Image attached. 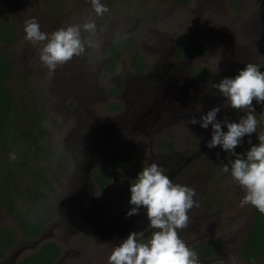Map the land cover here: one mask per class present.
<instances>
[{"label":"rangeland","instance_id":"374dc122","mask_svg":"<svg viewBox=\"0 0 264 264\" xmlns=\"http://www.w3.org/2000/svg\"><path fill=\"white\" fill-rule=\"evenodd\" d=\"M0 2L5 8L6 24L13 28L15 34L11 43L0 42V54L14 62L12 73L4 83L5 91H9L14 98L21 117L20 131L31 128L36 134H43L41 145L45 160L40 164L41 174L37 183L40 190L48 193V211L51 216L44 234L39 239L28 241L17 221L7 212L0 196V229L12 228L17 236L9 256L21 249L24 250V256L34 253L43 243L42 238L48 241L53 234L57 243L69 245V258L75 257L72 249L78 242V245L85 246V251L90 250L92 241L87 242L88 234L72 235L75 228L72 229L71 225L70 202L74 176L77 175V167L83 162L84 167L87 163L90 165L92 158L90 153L84 151L85 138L97 121L93 120L95 116L85 114L96 104L99 109L110 111L106 106L111 102L105 98L112 88V79L118 75L121 80L127 79V71L120 70L126 64L123 60L128 65L134 53L143 54L147 56L151 68L153 67L150 72L154 80H157L156 70L159 66L164 70L162 75L169 72V76H175L164 57L163 47L168 45V50L173 52L177 40L190 33L205 43L208 50L205 54H195L192 67L183 72L193 86L197 85L196 80L201 77V85L208 95L209 91H213L212 82L218 83L225 77L234 78L230 74L236 71L237 75L240 71L238 69H243L248 63L259 66L264 62V0H186L183 5L175 0H101L109 11L100 17L93 11L90 0ZM31 18H35L40 30L48 34L69 25H82L89 19H95L96 31L91 34L82 31L84 53L59 65L54 72H49L40 61V48L43 45H33L25 40L24 22ZM120 39L131 47L120 55L117 68L111 72V61L104 60L106 58L107 61V50ZM147 50L153 54L151 58ZM170 61L176 63L173 58ZM150 72L145 75L150 76ZM167 79L164 76L161 81ZM224 104V99L220 96L215 101L208 100L205 113L219 105L221 111L217 118L224 119L223 113L231 110ZM253 106L259 123L251 139L253 144H257V136L264 134V105L253 101ZM41 110L43 122L34 127V116ZM242 114L235 109L227 119L236 121ZM180 127L181 132L189 130L186 136H189L187 139L192 148L199 149L205 145V155L201 157L203 166L200 176L192 175L190 181L186 179V184L195 189L194 199L199 207L194 206L188 212V227L178 230L179 237L196 252L199 246L203 248L207 243H217L220 246L213 257L208 259H205L204 254H199L200 264H233V258L235 264H250L241 255V250L250 238L257 209L251 205L240 206L244 190L231 177L230 172L223 171L231 157L219 147L211 150L206 147L211 139V126L208 129L189 124ZM224 130L227 131L226 128ZM247 139L245 137V141ZM22 141L20 137L19 142ZM248 148L249 145L245 142L236 151L244 152ZM27 149L32 152L35 146L27 148L18 144L8 151L0 147V183L9 174L17 179L18 187L22 190L32 184V172L35 168L29 169L28 159H23L24 150ZM218 152L219 158L216 155ZM10 154L16 155L14 161L10 159ZM139 159L142 166L147 167L148 163L144 158ZM198 162L199 160L195 161ZM198 172L195 170L194 174ZM117 178L121 181L120 172ZM21 198L20 196L17 202H23ZM20 207L22 212L29 208L22 204ZM36 213L42 215L43 209L38 207ZM66 213L69 215L67 222L63 219ZM146 226H143L142 231ZM150 235V230L145 231V239ZM116 239L112 237L110 240L113 242ZM92 250L100 252L96 246ZM66 263L74 264V261Z\"/></svg>","mask_w":264,"mask_h":264},{"label":"flooded vegetation","instance_id":"af4514ba","mask_svg":"<svg viewBox=\"0 0 264 264\" xmlns=\"http://www.w3.org/2000/svg\"><path fill=\"white\" fill-rule=\"evenodd\" d=\"M175 1L180 3L179 0ZM189 36L197 39L196 36L189 33L177 40L173 52L168 50V45L163 47L164 57L171 65L175 76H169V72L162 75L164 70H162V66H159L156 70L157 80H154L150 72L153 67L151 68L149 65L147 56L134 53L130 64L127 65V62L123 60L126 64L120 69L127 71V79L121 80L118 75L111 81L112 88L105 98L111 102L106 106L110 111L99 109L98 104L92 103L96 105L89 113L85 114V116H95L93 120L97 121L85 138L84 151L90 153L92 158L90 165L87 163L84 167L83 162L81 166L77 167L70 213H72V229L75 228L72 235L88 234L87 242L92 241L90 250L85 251V246L78 245L79 242L76 239L78 243L72 249L75 252L73 254L76 255L74 258H69V245L57 243L53 234V237H50L48 241L44 240L34 253L22 255V257H16V253L9 256L17 236L12 228H6L0 229V248L7 249L4 245L6 242L5 233L12 234L14 242L5 252L0 249V264H21L24 259L40 254L48 243L55 244L59 248V255L53 260L43 256L35 260L31 258L30 261H41V264H67V261L73 260L74 264H108V258L114 248L131 232H140L143 226L148 224L146 210L143 208L140 209L139 215L130 217L126 215L132 207L129 204L130 184L142 168L146 167L142 166L139 158H144L148 163L147 166L151 163L158 164L165 170V174L173 183L183 186H188L186 179L190 181L192 175L200 176L203 166L201 157L205 155V145L203 144L199 149L192 148L187 139L189 136H186L189 130L181 132L180 126L188 125L187 122L193 115L199 118L201 114L205 113L207 101H215L219 96H213V91H209V95L207 94L205 87L201 85V77L198 79L196 77L197 85L194 86L187 81L188 78L183 71L192 67L195 54H205L208 50L207 48L206 51L200 52L196 48L189 49ZM198 42L203 43L199 40ZM124 46H118L116 58L110 57L111 48L107 50V61L106 58L104 61H111V72L117 68L116 63L120 55L131 47L127 42ZM147 52L151 54L149 55L151 58L153 54L148 50ZM170 58L175 59L176 63L170 61ZM146 72H150L151 75H145ZM230 75L237 76L236 71ZM128 76L130 77L128 78ZM164 76H167L168 79L163 82L161 80ZM234 112L235 109H231L225 111L222 116L229 118ZM197 160L199 162L195 163ZM195 170L199 171L198 174H194ZM119 172L121 181H118L117 178ZM104 184L106 187L103 186ZM20 196L23 202H17ZM12 204L16 207L14 213H10L8 208L4 207L19 224L24 237L28 241L39 239L44 234L43 231L47 225L36 237L30 238L23 231L21 219L17 218V215L21 214V217L26 220L37 217L40 221L44 212L41 213L42 215L37 214V209L26 201L23 194L18 195ZM21 204L29 208L22 212L20 211ZM68 218V213L64 214L65 222L68 221ZM114 231L116 234H113ZM112 237H116V241L112 242L110 240ZM213 244H215V249L220 247L217 243ZM93 246L99 248L100 252L92 250ZM199 248L197 254L201 256L205 253V246Z\"/></svg>","mask_w":264,"mask_h":264},{"label":"clouds","instance_id":"9594fccd","mask_svg":"<svg viewBox=\"0 0 264 264\" xmlns=\"http://www.w3.org/2000/svg\"><path fill=\"white\" fill-rule=\"evenodd\" d=\"M90 2L97 17L109 11L101 0ZM24 25L25 40L33 45H43L40 61L49 72L84 53L82 31L90 34L96 31L95 19H89L82 25L62 27L51 34L42 32L35 18L25 20ZM211 89L213 95L224 99V106L243 114L236 121H229L226 117L218 119L221 111L218 105L199 118L193 115L187 123L199 125L202 129L211 126V139L206 147L210 150L219 147L231 157L223 171L230 172L244 190L240 206L251 205L264 214V134L257 136V144H253L251 139L259 123L253 101L264 105V71L259 70L256 64L248 63L234 78L225 77L218 83L212 82ZM245 137H248L247 141ZM245 142L249 148L237 152L236 149ZM216 155L220 157L219 152ZM10 159L14 161L16 155L10 154ZM195 195V189L173 183L158 164L143 167L130 184L129 204L132 207L126 215H139L143 208L148 224L143 231L131 232L122 240L111 252L108 264H200L197 252L178 235V230L188 227V212L194 206L199 207ZM148 230H151V235L145 239V231Z\"/></svg>","mask_w":264,"mask_h":264},{"label":"trees","instance_id":"16d2710c","mask_svg":"<svg viewBox=\"0 0 264 264\" xmlns=\"http://www.w3.org/2000/svg\"><path fill=\"white\" fill-rule=\"evenodd\" d=\"M181 4H185L186 0H179ZM5 8L3 3L0 2V42L4 44H9L14 41L15 34L12 30L13 28L8 26L4 18ZM189 49L196 48L200 52H204L207 49V46L204 43L198 42V40L193 37H188ZM125 41L120 39L115 42V44L110 49V57L116 58L118 46L125 47ZM198 44V45H196ZM14 62L6 59L3 55L0 54V147H3L4 150L8 151L10 147H17L18 144L21 146H27V148L35 146V149L31 152L29 149L24 150V158L28 159L29 169L35 168L32 172V184L26 189H20L18 187L17 179H13L9 174L6 175L2 182L0 183V196L2 197V203L8 208L10 213L15 212V205L12 204L14 199L20 194L25 196V199L30 204H33L35 209H43V217L39 219H24L21 217V214L17 215V218L21 219V227L26 235L30 238L36 237L50 221V212L48 211V193L40 190V185H38L37 180L40 171V164L44 162V148L41 145L43 142V134H36L31 128L20 131L21 117L18 115V110L14 101V98L11 93L5 91L4 83L8 80L9 75L12 73V67ZM259 70L264 71V62L259 66ZM35 119H33V125L35 127L38 124L43 122V111L39 114H35ZM226 117V116H224ZM20 137H22V143L19 142ZM18 148H21L20 146ZM30 156V158H29ZM49 182L46 184L48 185ZM106 187V185H103ZM37 204L38 206H36ZM41 206V207H40ZM37 207V208H36ZM39 221V222H37ZM9 232V231H7ZM5 233L6 242L4 243L5 247L8 249L13 244L12 234ZM205 246V257L213 256L215 249V244L207 243ZM3 252L7 249L0 248ZM59 255V248L55 244L48 243L40 254H35L29 258L24 259L21 264H41V261H30L31 258L39 259L40 257H46L47 259H54ZM241 255L250 263V264H264V214H260L257 210L256 217L254 220L253 230L251 232L250 238L246 245L241 250Z\"/></svg>","mask_w":264,"mask_h":264},{"label":"water","instance_id":"95a60500","mask_svg":"<svg viewBox=\"0 0 264 264\" xmlns=\"http://www.w3.org/2000/svg\"><path fill=\"white\" fill-rule=\"evenodd\" d=\"M42 239L46 240V238H42ZM44 240H43V241H44ZM23 253H24V250L21 249V250H19V251L16 253L15 256H16V257H21Z\"/></svg>","mask_w":264,"mask_h":264}]
</instances>
